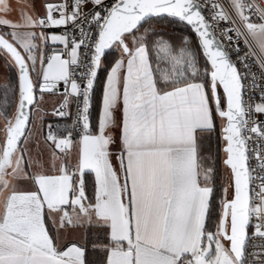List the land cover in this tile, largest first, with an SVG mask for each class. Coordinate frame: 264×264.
Returning <instances> with one entry per match:
<instances>
[{"label": "snow or ice", "instance_id": "obj_1", "mask_svg": "<svg viewBox=\"0 0 264 264\" xmlns=\"http://www.w3.org/2000/svg\"><path fill=\"white\" fill-rule=\"evenodd\" d=\"M0 61V264H264V0H0Z\"/></svg>", "mask_w": 264, "mask_h": 264}, {"label": "rangeland", "instance_id": "obj_2", "mask_svg": "<svg viewBox=\"0 0 264 264\" xmlns=\"http://www.w3.org/2000/svg\"><path fill=\"white\" fill-rule=\"evenodd\" d=\"M37 2V1H36ZM15 6V5H14ZM157 27L160 30L163 31H167V32H171L173 26L170 25L167 20L163 19L160 20V22L158 23ZM6 75V71L5 68L3 66V61H0V78L4 77ZM59 94L57 93L56 95H50V96H46L45 99H49V101L54 102L55 100H57V98ZM3 121H0V123H2ZM214 148V147H213ZM222 173L220 175V177L218 178V182H226L227 180V172L224 170L223 166H222Z\"/></svg>", "mask_w": 264, "mask_h": 264}, {"label": "trees", "instance_id": "obj_3", "mask_svg": "<svg viewBox=\"0 0 264 264\" xmlns=\"http://www.w3.org/2000/svg\"><path fill=\"white\" fill-rule=\"evenodd\" d=\"M165 20H167V19H165ZM170 25H172V24H170ZM173 26V28H172V30H171V32H168L170 35H173V36H180V35H182V34H184V33H181L180 31H174V29L177 27L176 25H172ZM180 27H182V26H180ZM161 31H163V30H161ZM167 32V31H166ZM108 60H111V57H109L108 58ZM105 63H107V61L105 62ZM103 80H104V73L102 72L101 74H100V82L102 83L103 82ZM100 88H97V98H99V96H100ZM96 116H97V113H96V111H95V109L93 110V113H92V119H93V121H95V119H96ZM216 140H215V138L213 139V142H212V144H213V147L215 148L216 147ZM222 166L219 168V170H218V178L220 177V175H221V173H222Z\"/></svg>", "mask_w": 264, "mask_h": 264}, {"label": "crops", "instance_id": "obj_4", "mask_svg": "<svg viewBox=\"0 0 264 264\" xmlns=\"http://www.w3.org/2000/svg\"><path fill=\"white\" fill-rule=\"evenodd\" d=\"M36 1H37L36 2V7H37V9H39V7H40V0H36ZM58 99H59V97L54 102H51V101H49V99H46L48 101V103L45 105V107L51 109L54 106V104L58 101ZM48 120L50 121L49 117H48Z\"/></svg>", "mask_w": 264, "mask_h": 264}, {"label": "built area", "instance_id": "obj_5", "mask_svg": "<svg viewBox=\"0 0 264 264\" xmlns=\"http://www.w3.org/2000/svg\"><path fill=\"white\" fill-rule=\"evenodd\" d=\"M219 32H220V30L219 29H217V34H218V36H219V38L221 39V40H223L224 41V43L226 44L227 43V41L226 40H224V37L223 36H220L219 35ZM235 58V57H234ZM61 92L63 91V84H62V86H61V90H60ZM59 94V93H58ZM49 119L50 120H52L53 118L51 117V116H49Z\"/></svg>", "mask_w": 264, "mask_h": 264}, {"label": "water", "instance_id": "obj_6", "mask_svg": "<svg viewBox=\"0 0 264 264\" xmlns=\"http://www.w3.org/2000/svg\"><path fill=\"white\" fill-rule=\"evenodd\" d=\"M61 86H62V83H61V85H60V90H61Z\"/></svg>", "mask_w": 264, "mask_h": 264}]
</instances>
